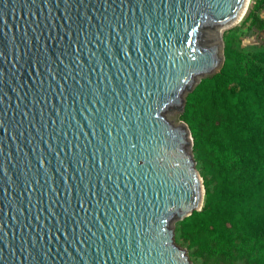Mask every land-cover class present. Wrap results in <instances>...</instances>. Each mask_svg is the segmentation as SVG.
<instances>
[{
  "label": "water",
  "instance_id": "1",
  "mask_svg": "<svg viewBox=\"0 0 264 264\" xmlns=\"http://www.w3.org/2000/svg\"><path fill=\"white\" fill-rule=\"evenodd\" d=\"M248 2L0 0V264H191L179 116Z\"/></svg>",
  "mask_w": 264,
  "mask_h": 264
},
{
  "label": "trees",
  "instance_id": "2",
  "mask_svg": "<svg viewBox=\"0 0 264 264\" xmlns=\"http://www.w3.org/2000/svg\"><path fill=\"white\" fill-rule=\"evenodd\" d=\"M261 9L264 0H253L243 21L264 30ZM223 42L219 72L186 95L179 116L213 179L203 175L201 210L177 221L175 236L205 263L264 264V51L237 53L231 37Z\"/></svg>",
  "mask_w": 264,
  "mask_h": 264
},
{
  "label": "rangeland",
  "instance_id": "3",
  "mask_svg": "<svg viewBox=\"0 0 264 264\" xmlns=\"http://www.w3.org/2000/svg\"><path fill=\"white\" fill-rule=\"evenodd\" d=\"M252 1L253 0H249L246 11L243 14V16L239 19V21H237L231 28L225 30L223 34V41H225L226 38L231 37L232 45L234 46L233 48L237 51V53L245 54L247 51L249 52L256 51V50L264 51V30H257L249 26V21H243L248 11V8L251 6ZM258 15L264 19V9L259 10ZM218 72L219 71H217L215 74H217ZM201 164H202L201 162L196 161V167L200 173L202 181H203V175L207 179L209 177L213 179V176H212L213 174L206 172ZM174 238H175L176 244L186 249V252L189 256L191 264H245L242 260L235 258V257H231L230 259H228V261L215 259V260H212L211 263H205L201 260L200 257L196 256V253L195 254L193 253L194 251L193 248L187 249L186 247L187 243L175 236V229H174Z\"/></svg>",
  "mask_w": 264,
  "mask_h": 264
}]
</instances>
